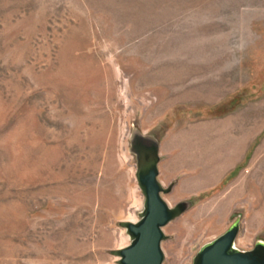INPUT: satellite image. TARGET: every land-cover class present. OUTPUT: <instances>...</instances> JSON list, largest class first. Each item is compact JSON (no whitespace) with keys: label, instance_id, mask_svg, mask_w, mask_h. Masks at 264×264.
<instances>
[{"label":"rangeland","instance_id":"374dc122","mask_svg":"<svg viewBox=\"0 0 264 264\" xmlns=\"http://www.w3.org/2000/svg\"><path fill=\"white\" fill-rule=\"evenodd\" d=\"M135 137L188 204L163 264L264 242V0H0V264H118Z\"/></svg>","mask_w":264,"mask_h":264},{"label":"water","instance_id":"95a60500","mask_svg":"<svg viewBox=\"0 0 264 264\" xmlns=\"http://www.w3.org/2000/svg\"><path fill=\"white\" fill-rule=\"evenodd\" d=\"M131 152L136 156L137 181L145 197L141 218L136 223H124L131 244L116 252L118 264H163V229L181 214L188 204L175 208L162 198L164 189L158 181V144L151 138L135 137ZM238 223L216 240L203 246L193 264H264V242L258 241L251 251L235 247Z\"/></svg>","mask_w":264,"mask_h":264},{"label":"bare ground","instance_id":"6f19581e","mask_svg":"<svg viewBox=\"0 0 264 264\" xmlns=\"http://www.w3.org/2000/svg\"><path fill=\"white\" fill-rule=\"evenodd\" d=\"M181 142H183V141H181ZM224 165V164H223ZM217 166H219V165H217ZM213 173H211V174H213V175H211L210 174V172L209 173H207V171L203 174V175H201V177H200V185H206L207 183H209V182H211L214 178H215V176H216V174H218L219 173V170H217V168H215V169H213ZM213 177V178H212Z\"/></svg>","mask_w":264,"mask_h":264}]
</instances>
